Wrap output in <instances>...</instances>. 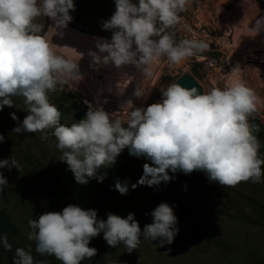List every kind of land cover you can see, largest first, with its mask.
I'll return each mask as SVG.
<instances>
[{
    "label": "clouds",
    "instance_id": "clouds-1",
    "mask_svg": "<svg viewBox=\"0 0 264 264\" xmlns=\"http://www.w3.org/2000/svg\"><path fill=\"white\" fill-rule=\"evenodd\" d=\"M114 2L115 12L102 21V30L112 33L111 40L97 38L98 52L88 53L94 65H134L144 78H150L153 66L162 60L166 59L169 67H180L189 58L203 59L201 54L210 51L205 39L177 40V26L189 0ZM70 10L75 11L74 0H0V111L4 106L13 107V97H22L28 113L12 133L39 132L41 140L55 137L54 146L62 153L59 160L67 163L75 181L82 185L89 179L102 183L106 176L98 174V169L114 165L124 149L133 157L151 161L143 165V175L132 189L170 182L169 170L184 174L199 170L211 182L228 187L264 182L261 144L253 134L259 127L249 122L262 101L240 78L239 64L222 87L213 86L202 94L196 87L187 89L174 82L160 89L161 99L147 107H135L127 100L121 105L125 118L105 111L102 105L89 104L84 118L70 126L62 124L61 112L50 103L48 93L58 85H74L83 79L79 67L83 54L74 49L78 59L63 55L60 50L70 47L52 43L49 34L63 35L73 20ZM40 16L52 21L47 31L36 22ZM249 31L256 35L264 32V15ZM149 93L139 84L133 95L146 100ZM10 116L19 122L15 112ZM4 140L0 134V143ZM13 167L21 168L15 158L0 159V169L11 171ZM7 186L8 180L0 172V192ZM114 188L125 195L129 184L117 179ZM150 215L153 222L141 230L134 213L126 218L108 213L103 220L95 209L69 204L62 211L29 219L27 239L35 242L36 253L54 256L62 264H81L94 257L98 250L89 244L101 233L109 246L116 248L122 243L129 253L142 240L159 239L161 247L172 244L179 231L173 208L162 202ZM0 245L12 250L7 236H0ZM13 264L46 261L35 259L29 246L27 250L15 249Z\"/></svg>",
    "mask_w": 264,
    "mask_h": 264
},
{
    "label": "rangeland",
    "instance_id": "rangeland-1",
    "mask_svg": "<svg viewBox=\"0 0 264 264\" xmlns=\"http://www.w3.org/2000/svg\"><path fill=\"white\" fill-rule=\"evenodd\" d=\"M74 3V23L112 36L111 31L102 30V21L115 12L114 0H74ZM181 15L189 21L199 18L207 24L212 37L208 42L210 51L201 54L203 59L189 58L180 67H169L168 61L162 60L153 66L150 78H144L140 70L129 92L119 93L120 97L115 92L111 96L108 94L110 89L106 87V80L97 72L100 67L94 65L88 55L95 48L91 37L111 40L110 36L80 32L69 24L62 36L49 34L52 43L70 47L60 50L63 55L78 59L76 51L83 54L79 60L83 79L74 85H58L55 91L48 93L50 103L61 112V123L70 126L84 118L89 104L102 105L105 111L125 118L127 113L121 111V105L127 100L131 99L135 107H147L160 100V89L173 83L183 72L194 75L204 91L213 86L222 87L232 68L239 64L240 78L262 101L249 122L259 127L253 134L260 141L259 154L264 158V32L256 35L249 31L254 21L264 15V0H189L187 11ZM36 22L43 24L45 31L52 24L44 16L38 17ZM224 23H230V28ZM239 28L244 33H239ZM180 38L177 27V40ZM240 40L245 46L236 45ZM114 76H118L115 79L118 83L126 72ZM139 84L145 91H150L146 100L133 95ZM114 89L120 91L117 87ZM12 99L13 107L4 106L0 111V134L5 137L0 143V159L13 157L21 168L0 169L8 180V186L0 192V213L7 215L13 226L7 238L12 250H5L0 245V264H13L15 249L27 250L29 246L35 259L46 261V264H62L54 256L36 253L35 242L27 239L28 220L38 219L46 212H59L67 205L75 204L84 210L95 209L98 219L103 220L107 219L108 213L122 218L134 213L143 230L146 224L153 222L150 213L162 202L172 207L177 217L179 231L172 244L161 247L159 239L142 240L139 247L129 253L122 243L116 248L109 246L101 233L89 244L98 250L97 254L81 264H264V182H241L228 187L211 182L199 170L190 174L169 170L173 177L170 182L152 187L138 185L132 189L131 185L137 184L143 175V165L151 164V161L133 157L128 149H124L114 165L98 169V174L106 176L102 183L89 179L82 185L75 181L67 163L59 160L62 153L54 146L55 137L41 140L39 132L12 133L28 114L22 97ZM13 112L19 122L11 119ZM117 179L128 182L127 194L121 195L115 190Z\"/></svg>",
    "mask_w": 264,
    "mask_h": 264
},
{
    "label": "bare ground",
    "instance_id": "bare-ground-1",
    "mask_svg": "<svg viewBox=\"0 0 264 264\" xmlns=\"http://www.w3.org/2000/svg\"><path fill=\"white\" fill-rule=\"evenodd\" d=\"M225 24V26L227 27V28H230V23L228 24V23H224ZM242 26V25H241ZM71 27V26H70ZM245 27V26H244ZM226 28V29H227ZM65 32H66V29L64 30ZM69 31H71V30H69ZM72 32V31H71ZM244 33L243 32V30L242 29H240L239 28V33ZM63 34H64V32H63ZM66 34V33H65ZM74 34V33H73ZM80 35V34H79ZM82 36V35H81ZM65 37V36H64ZM66 37H67V34H66ZM68 37H69V35H68ZM76 37V36H75ZM240 37V36H239ZM250 37L251 38H253V36L252 35H250ZM84 38V37H83ZM91 38H93L94 39V41H93V43L96 45V40H97V38L98 37H91ZM110 38V37H109ZM244 38V37H243ZM242 38V39H243ZM80 39H82V38H80ZM105 39H107V38H105ZM247 39V38H246ZM109 40V39H108ZM110 41V40H109ZM253 41V40H252ZM245 42L244 41H242V40H240V41H238V43H236V45H238V46H245V44H244ZM256 45H257V43H256ZM240 48V47H239ZM84 50V49H83ZM82 50V51H83ZM92 51L94 50V51H98V49H96V47L95 48H93V49H91ZM106 55V54H105ZM92 59V58H91ZM124 66H126V65H124ZM124 66H122V67H124ZM100 67V69H97V72H99L101 75H103L104 76V78H105V80H106V87L108 88V89H110V90H108L110 93H108L109 95L110 94H112V92H115V93H117L116 95L118 96V97H120V94L119 93H121L120 91H116L115 89H114V87H117L118 89H123V93H126L127 94V92H129L128 90H130L129 88H130V86H131V84H132V81H133V79H135L136 77V74H139L141 71H140V69H137L134 65H128L127 67H125V68H115V70H113V68H114V65L113 64H111V63H109L108 65H100L99 66ZM113 67V68H112ZM126 72V76L125 77H122L123 78V80H121L120 79V81L118 82V83H116V81H115V79L118 77V76H114L115 74L117 75V74H119V72ZM140 71V72H139ZM139 72V73H138ZM135 77V78H134ZM136 81V80H135ZM129 83V84H128ZM113 90V91H112ZM114 93V94H115ZM111 96V95H110Z\"/></svg>",
    "mask_w": 264,
    "mask_h": 264
},
{
    "label": "built area",
    "instance_id": "built-area-1",
    "mask_svg": "<svg viewBox=\"0 0 264 264\" xmlns=\"http://www.w3.org/2000/svg\"><path fill=\"white\" fill-rule=\"evenodd\" d=\"M177 27L180 30L181 38H197L205 39L207 42L212 41L207 24L199 18L194 21H189L186 17L181 15V21ZM189 29H191V31H189Z\"/></svg>",
    "mask_w": 264,
    "mask_h": 264
},
{
    "label": "water",
    "instance_id": "water-1",
    "mask_svg": "<svg viewBox=\"0 0 264 264\" xmlns=\"http://www.w3.org/2000/svg\"><path fill=\"white\" fill-rule=\"evenodd\" d=\"M70 15L72 16L73 15V11L70 10ZM69 25L75 29H77L78 31L80 32H85L87 34H92V35H98V36H110L111 38V35H108L106 33H101V32H97V31H92L90 29H86L84 27H81L80 25L74 23L73 21H71L69 23ZM174 82H177L179 83L181 86L187 88V89H191L192 87H196L198 89V91L202 94L203 93V87L202 85L200 84V82L195 78L194 75H192L191 73L189 72H183L181 75H179L177 77V79L174 81ZM173 82V83H174Z\"/></svg>",
    "mask_w": 264,
    "mask_h": 264
},
{
    "label": "trees",
    "instance_id": "trees-1",
    "mask_svg": "<svg viewBox=\"0 0 264 264\" xmlns=\"http://www.w3.org/2000/svg\"><path fill=\"white\" fill-rule=\"evenodd\" d=\"M12 229L13 226L9 217L7 215L3 216V213H0V236H7L8 238V231Z\"/></svg>",
    "mask_w": 264,
    "mask_h": 264
}]
</instances>
